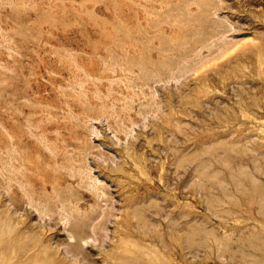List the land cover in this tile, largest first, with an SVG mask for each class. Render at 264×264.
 Wrapping results in <instances>:
<instances>
[{
    "label": "rangeland",
    "instance_id": "obj_1",
    "mask_svg": "<svg viewBox=\"0 0 264 264\" xmlns=\"http://www.w3.org/2000/svg\"><path fill=\"white\" fill-rule=\"evenodd\" d=\"M148 2L149 26L133 28L131 0H0V185L4 119L31 166L48 160L34 122L59 99L60 58L118 56L110 112L79 128L114 159L79 150L100 188L63 170L53 190L47 169L35 183L54 195L52 213L0 187V264L31 245L51 264H264V137L251 123L264 120V0ZM142 40L144 57H131ZM16 86L24 98L7 116ZM124 159V171L103 168Z\"/></svg>",
    "mask_w": 264,
    "mask_h": 264
},
{
    "label": "bare ground",
    "instance_id": "obj_2",
    "mask_svg": "<svg viewBox=\"0 0 264 264\" xmlns=\"http://www.w3.org/2000/svg\"><path fill=\"white\" fill-rule=\"evenodd\" d=\"M148 1L131 0V22L133 28H137L138 24L145 28L149 26L150 12L147 9ZM177 21V19H173V23ZM145 50L146 42L144 40L131 41V57L143 58ZM103 55L105 58H101L100 65L95 66L93 62L86 65L82 60L71 55H66L67 58H60L63 66L67 69V77L54 87L59 99H57V102L51 104V109L46 114L42 110H39L42 114L34 122L35 127L39 129L36 133L37 141L40 143L45 142L46 147L51 151L48 160L44 162L36 161L35 165L31 166L28 154L29 148L22 138V133L18 130V124L11 129L8 118L6 117L4 119L2 124L3 158L1 164L3 178L0 187L6 193L14 194L21 192L23 199L33 206L41 207L48 212L58 213L60 212V208L53 202L55 199L54 195L47 193L45 184L44 186H37L35 183V180L38 181V179L41 180V184L45 182L42 176L47 169L54 175L51 179L53 190H55V184L58 181L55 174L63 170L67 171L73 177L79 175L80 181L86 176L91 180L96 189L100 188L98 186L99 179L92 175V170L88 165H84L86 158L83 157L84 154L79 152V150H83L88 144H91L90 154L95 155V157H98L103 162H107L108 160L114 161V159L99 152L97 150L98 147L92 145L91 135L80 133L79 128L95 118L93 112L97 108V111H100L99 113L102 115L105 112H110L111 104L107 102L105 97L113 95L115 89L113 83L117 79L115 78L116 75H108V72L109 70L117 71L118 56L115 57V53L112 51H107ZM111 59L114 61L110 62ZM4 74V81H6L4 89H7V81L10 78V74L7 72ZM104 78L108 81L105 84V88L102 85ZM88 83H91L89 87L86 86ZM83 96L89 99H84ZM23 98L24 95H22L20 87L16 86L5 99L3 105L5 115L8 116L11 108L14 109V112H17L19 110V103H21ZM16 119H18V116H15V121ZM44 119L48 120L47 127L42 125ZM251 123L255 128L256 134L263 138L264 120L252 117ZM114 126L117 131L124 130L121 123L117 121ZM80 141H82L81 144L79 143ZM142 145L150 153L153 167L154 165L157 166L155 163H159V156L148 147L147 142L143 141ZM78 163L80 164L77 165ZM128 163H130L129 160L124 159L123 163L117 166L105 164L106 166L103 167L101 163H98V166L116 172L120 170L124 171ZM94 192L98 195L97 191ZM93 213L106 215L109 212L100 207H95ZM84 223L81 222L82 225ZM16 256V254L10 255L7 261L11 264H51L52 262L51 259L41 256L39 247L36 245H31L29 248H26L20 253L18 258ZM7 261H4V263Z\"/></svg>",
    "mask_w": 264,
    "mask_h": 264
}]
</instances>
